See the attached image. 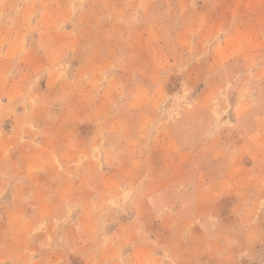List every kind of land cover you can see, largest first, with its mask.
Returning <instances> with one entry per match:
<instances>
[{
	"label": "rangeland",
	"instance_id": "1",
	"mask_svg": "<svg viewBox=\"0 0 264 264\" xmlns=\"http://www.w3.org/2000/svg\"><path fill=\"white\" fill-rule=\"evenodd\" d=\"M102 1L108 11L105 17L111 18L114 16L111 7L126 0ZM99 2L0 0V21L4 22L0 35L5 36L0 41L3 62L0 150L6 148L9 140L1 131L10 127L8 114L16 111H24L23 121L39 117L49 135V130L57 127L54 131L65 148L58 161L56 157L26 156L20 144L7 147L9 149L1 153L5 156L2 161L5 164L0 162V184L2 177L18 181L41 177L46 185L54 186L47 191L49 196L50 193L60 195L66 186L80 188L86 203L68 212L67 227L77 228L80 213L87 212L84 218L87 230L103 234V231L114 230L118 217L132 213L131 197L136 191V187L131 188L132 184L136 186L150 176L152 179L179 176L177 166H172L174 160L168 157L172 152L168 138L173 131L180 137H196L194 142H188L195 150H187V159L199 148L208 154L224 155L219 138L218 141L206 138L212 133L225 134V129L234 130V125L227 121L232 116L230 105L264 100V93H260V89L264 92V76L250 72L264 69V54L250 55V47L240 45L234 52L220 53L222 58L212 62V45L220 41L223 32L212 27L214 12L210 1L206 7L201 6L202 0L135 2L144 9L162 4L182 6L183 19L187 23L185 35L180 36L179 32H183L178 29H169L167 48L161 43L163 35L151 34L147 40L143 30L134 29L137 35H132L130 25L118 24V20L111 27L89 28L98 24L102 14L88 13L87 5ZM3 10L6 12L2 17ZM116 31L118 36L112 37ZM180 38L184 39L181 46ZM161 48H164L162 52ZM100 55H106V60H99ZM131 55L137 60L129 61L128 68L142 73L152 67L147 76L122 74L118 58H131ZM194 55L204 58L197 62ZM21 69H28L33 79L10 86V79ZM213 72L219 73L211 75ZM138 86H145V92L135 97L141 109L122 108L120 104L128 100ZM38 106L42 108L39 115L34 111ZM217 106L222 107L219 114L211 109ZM214 118H225L226 123H216ZM66 119L74 124L62 126L61 122ZM180 121L182 123L178 124ZM133 132L138 136L130 139ZM202 136L204 141H200ZM44 137L50 138L45 134ZM232 143L239 147L230 159L234 164L236 160L240 162L244 147L242 142ZM126 149H135V155L122 154ZM25 168L31 169L30 172L23 170ZM9 189L0 190V218L12 197ZM32 209L28 206L26 212L31 213ZM42 212L49 213L50 208ZM27 220L28 225L33 224ZM52 222L58 227L64 225ZM2 223L0 220V243L3 233L10 235L5 231L9 225L3 227ZM59 229L55 230H58L57 235H60ZM260 255L254 254L240 264H258L264 257V250ZM55 256L61 262V254ZM79 262L76 254H72L67 264Z\"/></svg>",
	"mask_w": 264,
	"mask_h": 264
},
{
	"label": "crops",
	"instance_id": "2",
	"mask_svg": "<svg viewBox=\"0 0 264 264\" xmlns=\"http://www.w3.org/2000/svg\"><path fill=\"white\" fill-rule=\"evenodd\" d=\"M99 1L100 4L87 5L88 13L97 11L102 14L98 24L89 28L111 27L118 20V24L130 25L132 31L143 30L146 37H142L147 40L151 34L163 35L161 43L164 47L169 44L166 35L169 29H178L183 32H179L180 36L185 35L187 23L183 19L182 6L162 4L144 9L135 4L138 0H126L111 7L114 16L110 18L104 15L108 13L107 6ZM209 1L214 12L212 27L223 32L220 41L212 45V62L222 58L220 53L234 52L240 45L249 46L250 55L264 54V0H202L201 6H208ZM3 26L1 20L0 28ZM132 35L137 34L133 31ZM114 36H118V31L112 34ZM4 37L0 35L1 42ZM179 41L181 46L184 39ZM194 58L200 62L204 56L194 55ZM99 60L105 61L106 55H100ZM134 60H137L134 55L131 58L119 56L118 67L123 68L122 74L147 76L152 67L142 73L128 68L129 61ZM2 63L0 60V74ZM262 69L250 72L263 77ZM12 77L10 86L33 79L28 69H21ZM139 92H145V86H138L120 106L141 109L136 104L138 98H135ZM260 93L264 92L260 89ZM10 102L9 99L8 104ZM217 107L211 109L219 114L222 107ZM40 109L38 106L34 111L39 115ZM229 110L232 116L227 121L234 125V130L225 129V134L212 133L206 138L207 141H218L219 138L224 155L208 154L196 147L197 150L187 159V150H195L188 142H194L196 137H180L173 131L168 138L172 146L168 157L174 160L172 166H177L179 176L164 178L155 175L154 179L150 176L136 186L132 184L131 188L136 187L131 197L132 213L118 217L114 230L103 231V234L87 230L84 220L87 212L80 213L77 228L68 229V212L86 203L80 188L66 186L65 196L63 193L58 196L50 193L49 196L47 191L54 186L46 185L41 177L24 181L2 177L0 190L10 188L12 197L0 218L3 227H10L5 228L7 233L10 232L9 236L2 234L0 264H67L72 254H76L79 264H240L254 254L261 257L264 250V100L239 101L230 105ZM8 115L10 127L1 131L4 138L9 139L5 149L20 144L26 156L56 157L59 161L65 148L54 131L57 127H52L49 135L39 117L23 121L24 111ZM213 121L226 123L225 118H214ZM61 124L67 127L74 122L66 119ZM44 134L50 138H45ZM137 136L133 132L130 139ZM204 140L202 136L200 141ZM234 141L242 142L244 149L239 156L240 162L236 160L232 164L230 159L239 151L237 143H232ZM4 150H0V162L5 157L1 155ZM135 153V149L122 151L128 157ZM23 170L30 172L31 169ZM28 206L33 208L31 213L26 212ZM46 208H50L49 213L42 212ZM27 219L34 225H28ZM52 221L64 225L58 227ZM57 228H60V235H57L58 230L55 232ZM57 253L61 254V262L55 256ZM258 264H264V257Z\"/></svg>",
	"mask_w": 264,
	"mask_h": 264
}]
</instances>
